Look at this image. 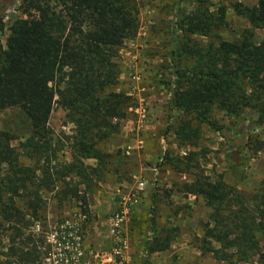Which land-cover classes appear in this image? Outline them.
Segmentation results:
<instances>
[{
	"label": "trees",
	"instance_id": "obj_1",
	"mask_svg": "<svg viewBox=\"0 0 264 264\" xmlns=\"http://www.w3.org/2000/svg\"><path fill=\"white\" fill-rule=\"evenodd\" d=\"M17 1L23 17L12 22L5 42L0 16V111H21L29 135L20 147L38 160L33 166L22 164L10 146L17 137L0 130V244L6 241L0 245L5 247L0 264H44L47 250L31 229L46 205L42 194L52 193L58 206L70 198L82 199L81 213L88 217L78 186L87 187L94 176L99 180L108 172L111 155L101 143L119 133V122L128 119L136 104L114 88L121 74L119 51L139 30V8L135 0ZM231 7L250 25L237 40L183 47L193 63L175 73L172 107L181 114L174 127L178 146L199 147L203 124L218 130L215 112L236 119L253 112L256 120L243 119L240 133L264 126V41L253 40L254 30L264 28V0L252 7L237 1ZM226 10L224 3L215 12L194 8L182 15L176 28L184 35L213 36L228 25ZM55 105L65 112L64 125L73 126L71 134L58 135L49 127ZM54 137L64 138L70 160L56 161ZM247 149L264 152V134L248 136ZM229 150L230 155L240 153L233 145ZM163 159L173 171L191 176L179 190L201 197L209 209L200 251L210 253L215 264H264V181L249 196L221 175H205L196 151L166 153ZM74 177L79 183L65 181ZM169 241L159 240L147 250H165Z\"/></svg>",
	"mask_w": 264,
	"mask_h": 264
},
{
	"label": "rangeland",
	"instance_id": "obj_2",
	"mask_svg": "<svg viewBox=\"0 0 264 264\" xmlns=\"http://www.w3.org/2000/svg\"><path fill=\"white\" fill-rule=\"evenodd\" d=\"M237 1L252 7L258 0H203L201 3L198 0H135L139 8V30L119 51L117 61L121 74L114 90L127 93L134 101L145 100V118L139 124L136 114L130 112L128 119L119 122V133L101 143V149L111 155L108 172L99 180L94 176L87 187L78 186L88 205V217L81 213L82 199L70 198L58 206L52 193L42 194L46 205L37 220H33L31 229L37 234L35 239L39 238L47 250L44 264L216 263L210 253L204 254L199 249L209 209L201 197L179 190L191 176L173 171L163 157L166 153L175 156L196 151L205 175L211 178L221 175L228 184L249 196L264 181V152L252 153L247 149V137H262L264 126H251L246 133L239 132L244 126L243 119L256 120L253 112L247 111L237 119L215 112L212 119L218 130L201 125L197 148L178 146L174 134L181 117L172 107L175 73L193 63L183 47L191 49L217 44L219 40L235 41L244 30L250 29L247 21L238 17L231 7ZM222 3L226 5L228 25L213 31V36L184 35L176 28L182 15L194 8L215 12ZM0 16L5 24L2 37L5 42L12 22L23 17L18 1L0 0ZM253 40L264 41V28L254 30ZM64 121L65 112L55 105L49 127L58 135L71 134V124L69 129H61ZM0 130H8L17 137L10 146L19 161L35 165L38 158H33L31 150L20 147L29 135V124L18 108L0 111ZM53 139L56 161L70 160L64 138ZM127 140L139 142L129 147L125 144ZM232 145L238 148L239 154L230 155ZM40 159L39 165L44 158ZM85 163L94 165L95 162L86 160ZM79 180L65 179L72 185ZM137 181L144 183L143 191L137 203L117 222L121 197ZM167 237L170 239L167 249L148 252V247ZM0 245H6V241L2 240ZM260 246L263 250L264 239ZM0 251L5 252V247Z\"/></svg>",
	"mask_w": 264,
	"mask_h": 264
},
{
	"label": "built area",
	"instance_id": "obj_3",
	"mask_svg": "<svg viewBox=\"0 0 264 264\" xmlns=\"http://www.w3.org/2000/svg\"><path fill=\"white\" fill-rule=\"evenodd\" d=\"M136 98V97H134ZM135 106L133 108H130V112H134L137 116V122L140 124L141 120L145 118L146 110H147V103L145 100L135 99ZM142 118V119H141ZM61 129H69V125L66 124L62 126ZM144 183L142 181H137L134 187L129 191V193L126 196L121 197L120 201V207L121 210L116 215V220L121 221L122 217L126 213H128L132 206H134L137 203V200L139 198L140 193L143 191Z\"/></svg>",
	"mask_w": 264,
	"mask_h": 264
},
{
	"label": "crops",
	"instance_id": "obj_4",
	"mask_svg": "<svg viewBox=\"0 0 264 264\" xmlns=\"http://www.w3.org/2000/svg\"><path fill=\"white\" fill-rule=\"evenodd\" d=\"M50 119V118H49ZM48 124H49V121H48ZM64 126V125H63ZM62 128V127H61ZM137 141L138 140H127L125 141V144H127L129 147L132 146V144H137ZM139 142V141H138ZM135 146V145H134ZM137 146V145H136Z\"/></svg>",
	"mask_w": 264,
	"mask_h": 264
}]
</instances>
